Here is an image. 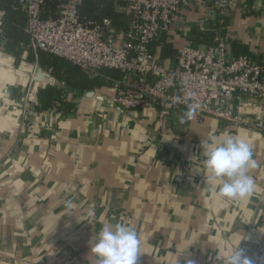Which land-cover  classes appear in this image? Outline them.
<instances>
[{
	"label": "crops",
	"instance_id": "1",
	"mask_svg": "<svg viewBox=\"0 0 264 264\" xmlns=\"http://www.w3.org/2000/svg\"><path fill=\"white\" fill-rule=\"evenodd\" d=\"M114 1L125 15L128 0ZM234 1L254 11L227 15L230 49L264 64V0ZM203 13L185 11L195 23ZM2 21L0 12V28ZM198 35L196 24L172 26L155 45L156 58L171 64L183 46L205 43ZM38 57L29 46L16 55L0 46V264H98L90 249L117 223L137 233V264H222L221 254L240 242L253 264H264V131L250 127L264 120L263 104L245 97L231 103L245 120L240 125L195 112L189 119V109L162 103L133 113L180 158L96 102L61 93L73 111H39L38 91L48 88L39 84L23 117L19 98ZM107 77L110 85L95 90L110 97L115 86ZM229 135L246 141L256 162L248 173L255 188L245 199L219 197V183L204 170L202 152Z\"/></svg>",
	"mask_w": 264,
	"mask_h": 264
},
{
	"label": "built area",
	"instance_id": "2",
	"mask_svg": "<svg viewBox=\"0 0 264 264\" xmlns=\"http://www.w3.org/2000/svg\"><path fill=\"white\" fill-rule=\"evenodd\" d=\"M86 1L61 0L54 16L46 0H18L28 15V46L36 56L43 52L64 59L92 76L102 70L117 72V79L107 77L115 86L107 98L122 109L134 113L162 103L240 125L245 120L231 103L242 97L264 102V64L249 55H234L228 33L227 15H249L253 7L234 0H128L127 28L121 30L109 19L83 17ZM187 9H201L203 18L193 22L185 15ZM177 24H196L198 34L217 36L213 45L188 43L167 65L156 58L154 47ZM4 42L0 29L1 47ZM35 91L36 83L29 81L19 98L25 118ZM250 127L264 131V120Z\"/></svg>",
	"mask_w": 264,
	"mask_h": 264
},
{
	"label": "clouds",
	"instance_id": "3",
	"mask_svg": "<svg viewBox=\"0 0 264 264\" xmlns=\"http://www.w3.org/2000/svg\"><path fill=\"white\" fill-rule=\"evenodd\" d=\"M190 108L187 118L191 119ZM207 176L219 183L217 195L227 200L245 199L252 195L255 184L248 174L256 167L252 147L239 136H226L219 143H210L202 152ZM241 244V242H240ZM235 246L227 255L221 254L222 264H253L245 250ZM139 239L136 231L122 223L105 226L90 249L98 264H137Z\"/></svg>",
	"mask_w": 264,
	"mask_h": 264
},
{
	"label": "trees",
	"instance_id": "4",
	"mask_svg": "<svg viewBox=\"0 0 264 264\" xmlns=\"http://www.w3.org/2000/svg\"><path fill=\"white\" fill-rule=\"evenodd\" d=\"M61 0H46L49 12L57 16V6ZM114 0H88L81 9L82 16L98 21L109 19L114 27L125 30L127 28V18L122 13L115 11ZM102 6L100 8V6ZM0 12L3 14L1 30L5 36L4 49L9 53L17 54L22 47L28 46V38L25 30L28 22V15L22 9L18 0H0ZM217 33H208L198 35V39L205 41L207 45H213ZM164 38L159 42L162 43ZM158 43V44H159ZM39 63L46 69L51 71L59 80L65 81L68 85L82 90L95 89L96 87L109 86L105 77L111 73L102 70L98 76H92L85 73L80 68L70 64L64 59L48 55L47 53H39ZM29 60L35 61L33 55ZM117 72L113 73L116 77ZM103 76V77H102ZM39 111H48L50 109L58 110L62 114H68L74 109V104L69 102L56 88L40 89L37 95ZM231 108V105H229Z\"/></svg>",
	"mask_w": 264,
	"mask_h": 264
},
{
	"label": "water",
	"instance_id": "5",
	"mask_svg": "<svg viewBox=\"0 0 264 264\" xmlns=\"http://www.w3.org/2000/svg\"><path fill=\"white\" fill-rule=\"evenodd\" d=\"M28 29V28H26ZM26 37L29 39L28 33H26ZM85 73L90 74L89 71L83 70ZM29 81H32L36 84L42 85L44 87H53L56 88L60 93L67 95L68 97L79 101L81 103L85 102H96L103 106H105L107 109L118 113L121 117H123L126 120H129L133 123H135L137 126L145 129V131L148 133V135L151 137V139L158 141L161 143L164 147H166L168 150L175 152L177 154L178 151L175 149L172 143H170L164 136H162L157 131L153 130L152 128L144 125L142 121L137 119L133 113L128 112L124 109H122L117 104L111 102L107 97L100 95L96 92L95 89H86L82 90L80 88H74L70 85H68L65 81L59 80L52 72L46 70L41 65H36L32 72L29 73ZM249 100L257 103V104H263L264 102L256 100V99H250ZM178 157L182 158L181 154L178 155ZM189 165V164H188ZM190 167V165H189Z\"/></svg>",
	"mask_w": 264,
	"mask_h": 264
}]
</instances>
